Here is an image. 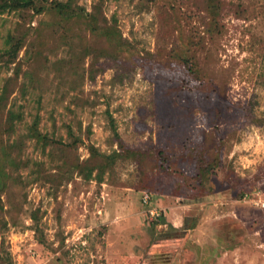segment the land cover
Listing matches in <instances>:
<instances>
[{
  "label": "rangeland",
  "instance_id": "obj_1",
  "mask_svg": "<svg viewBox=\"0 0 264 264\" xmlns=\"http://www.w3.org/2000/svg\"><path fill=\"white\" fill-rule=\"evenodd\" d=\"M223 1L221 32L196 55L201 79L171 52L181 27L203 34L201 0H76L134 47L99 57L94 79L96 49L110 44L89 20L0 14L8 264H264V209L250 202L264 191V0ZM9 36L21 43L13 60ZM120 143L146 159L118 161L102 183L73 168L89 144L110 154Z\"/></svg>",
  "mask_w": 264,
  "mask_h": 264
},
{
  "label": "trees",
  "instance_id": "obj_2",
  "mask_svg": "<svg viewBox=\"0 0 264 264\" xmlns=\"http://www.w3.org/2000/svg\"><path fill=\"white\" fill-rule=\"evenodd\" d=\"M37 1L38 0H0V14L6 11L35 10L39 13H45L44 16L51 13L55 17H59L63 22H68L75 18L89 20L88 22L91 23L89 28H91L95 36L98 37L102 34L105 35L108 39V43L110 44L107 49L103 47L96 49V55L90 63V79H94L99 72L95 67V62L99 57H102V55L118 58L119 55L124 54L125 59H128L133 55L134 47H132V45L128 43L122 35V37H120V35L117 34V28L105 27L102 29V25H99V22L100 20L103 21L104 17L100 18V15L96 16L86 12L82 6L76 3V0H39L38 4ZM224 5L223 0H201L200 7L198 8V17L201 25L206 26L205 30H203V34H201L202 31L199 29L200 26L194 29L189 28L188 30L182 29L181 27L178 31H175V34L177 33L178 36L174 35L175 38L173 44L175 45V48L171 50L172 55L173 57L175 55L179 61L185 65L188 72H190L197 79H201L207 74L205 69L206 67L201 65L198 56H196L197 52L198 50H204L207 48V38L214 40L215 35L220 34ZM174 9L175 8L171 7V11L174 12L175 15V11H173ZM165 12L166 15H170L167 9ZM7 43L9 44V48L5 50L4 54L13 60L17 58L19 54L21 48L20 40L13 42V37L9 36ZM111 129L113 130L112 132L115 134V137L119 138V133L116 129L114 121L112 120ZM36 136L38 139L42 140L44 144L55 143L65 146L62 141L53 139L48 134H42L36 131ZM74 142L79 141L78 139H75ZM120 145H122V151L114 150L109 154L103 153L94 145L89 144L88 148L90 157L83 162H77L73 168L76 169L85 179L91 180L95 178L98 183H102L104 181V175L107 172H114L118 161H124L128 158L134 159L137 157H140L139 161H144L146 159L144 156L145 154L141 153V151L126 148L121 143ZM210 171L211 166L206 163L203 166L198 167L197 175L204 177V179H208ZM94 173L96 174L94 175ZM7 175L6 170L0 167V188L5 184L4 177ZM0 208H2L1 205ZM153 224L154 227L156 225L165 224V219L160 217ZM3 226H5V224H1L0 222V264H8L11 262V255L4 247L5 240L3 238ZM171 234L172 232L165 230L159 233L160 237Z\"/></svg>",
  "mask_w": 264,
  "mask_h": 264
},
{
  "label": "built area",
  "instance_id": "obj_3",
  "mask_svg": "<svg viewBox=\"0 0 264 264\" xmlns=\"http://www.w3.org/2000/svg\"><path fill=\"white\" fill-rule=\"evenodd\" d=\"M144 200L148 202L149 195L146 194ZM250 202L256 207L264 209V191L254 195L253 197H250Z\"/></svg>",
  "mask_w": 264,
  "mask_h": 264
}]
</instances>
